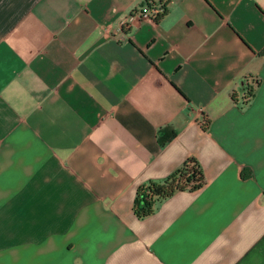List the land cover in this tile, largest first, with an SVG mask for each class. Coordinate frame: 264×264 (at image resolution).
I'll return each mask as SVG.
<instances>
[{
  "label": "crops",
  "instance_id": "1",
  "mask_svg": "<svg viewBox=\"0 0 264 264\" xmlns=\"http://www.w3.org/2000/svg\"><path fill=\"white\" fill-rule=\"evenodd\" d=\"M140 2L0 0V264H264V0Z\"/></svg>",
  "mask_w": 264,
  "mask_h": 264
},
{
  "label": "trees",
  "instance_id": "2",
  "mask_svg": "<svg viewBox=\"0 0 264 264\" xmlns=\"http://www.w3.org/2000/svg\"><path fill=\"white\" fill-rule=\"evenodd\" d=\"M167 3L168 0L162 5L163 10L158 13L156 20H160L167 13ZM209 126V121L203 125L205 129ZM175 135L176 130L166 126L160 129L158 139L162 145H165ZM205 182L206 176L200 160L196 156H190L164 179H151L141 183L134 199V212L139 218L146 217L155 211L158 201L166 199L180 190L194 191L202 187Z\"/></svg>",
  "mask_w": 264,
  "mask_h": 264
},
{
  "label": "built area",
  "instance_id": "3",
  "mask_svg": "<svg viewBox=\"0 0 264 264\" xmlns=\"http://www.w3.org/2000/svg\"><path fill=\"white\" fill-rule=\"evenodd\" d=\"M167 0H141V2L132 10L131 14L124 20V27H128L131 19L135 16L141 19H156L159 12H162V5ZM259 84V78L256 76H248L245 80L246 93L241 99L242 104L249 102L254 90Z\"/></svg>",
  "mask_w": 264,
  "mask_h": 264
}]
</instances>
